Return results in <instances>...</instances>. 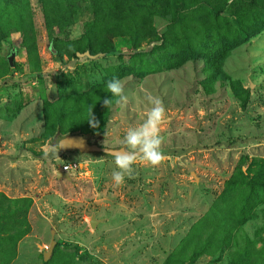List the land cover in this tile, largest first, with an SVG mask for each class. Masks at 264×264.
<instances>
[{
	"label": "rangeland",
	"instance_id": "obj_1",
	"mask_svg": "<svg viewBox=\"0 0 264 264\" xmlns=\"http://www.w3.org/2000/svg\"><path fill=\"white\" fill-rule=\"evenodd\" d=\"M3 1L0 264H264V30L232 48L225 40L224 56L190 53L192 42H202L195 28L204 18H186L178 36V19L191 5L183 0L171 16L152 18L155 41L133 49L121 36L113 54L91 55L80 43L93 20L91 0H57L47 18L41 0H17L9 9ZM242 5L222 16L235 21L243 10L264 11ZM166 34L177 44L159 49ZM113 77L123 80L127 103L108 109ZM148 94L166 108L159 166L141 161L134 178L116 185L113 156L45 157L67 131L123 148L127 129L146 118ZM69 162L79 171L56 178Z\"/></svg>",
	"mask_w": 264,
	"mask_h": 264
},
{
	"label": "trees",
	"instance_id": "obj_2",
	"mask_svg": "<svg viewBox=\"0 0 264 264\" xmlns=\"http://www.w3.org/2000/svg\"><path fill=\"white\" fill-rule=\"evenodd\" d=\"M56 1H40L44 10H46V18L49 10L56 7ZM140 1L143 5H139ZM181 1L183 0H151L150 3H147L146 0H91L93 20L84 29V34L80 41L82 44L81 51H88L91 55L113 54L115 52L114 40L121 36L130 38L133 49H138L140 44L145 41H155L157 32L152 26V18L154 16H171L173 4ZM237 1L231 0L227 4V0H190L191 5L189 3L186 4L185 11L189 12V16L183 15V17L178 19V23L180 22V31L182 32H176L178 36L187 31V28L184 27L186 18L192 19L194 16L200 15V13L204 18L203 21L196 23L195 28V35L202 42L199 43L197 40L192 42L190 44V53L195 52L194 50L199 48L200 50H207L209 55L221 53V56H224L227 54L223 53L224 48L227 46L224 42L225 40H229L228 42L232 48L242 43L243 40L264 30V11L249 13L248 10L246 12L243 10L235 21L222 16L226 7L228 10L232 8L235 10L237 8ZM239 1L243 4L242 8H247L254 4L264 5V0ZM16 2L17 0H5L3 1V8L9 9L15 6ZM233 14L231 15L234 16ZM254 14L258 15L255 16ZM219 21H224L220 24L219 28L212 26V22L219 24ZM176 23L177 19H173L170 30L174 29ZM223 26H227L230 29V36L225 37L221 34L222 29L220 27ZM172 39H174V42L169 41ZM159 40L162 41V44L158 46L159 49L161 47L165 49L167 42H172V45L177 44L176 38H169L167 34L164 39L160 38ZM218 42L222 44L219 45ZM181 43L179 41V44ZM202 43L203 45L199 47ZM72 56L77 57V54L74 53ZM71 133L73 131H67L64 134L68 136Z\"/></svg>",
	"mask_w": 264,
	"mask_h": 264
},
{
	"label": "clouds",
	"instance_id": "obj_3",
	"mask_svg": "<svg viewBox=\"0 0 264 264\" xmlns=\"http://www.w3.org/2000/svg\"><path fill=\"white\" fill-rule=\"evenodd\" d=\"M124 89L125 84L121 78L113 77L108 80L106 90L111 94L112 98H105L103 101L104 106L110 109L114 103L118 106L126 104L127 96ZM146 99L151 107L146 113L145 120L140 125L127 129L123 138V148L117 151L108 149V155L113 156L117 169L112 173V179L116 185L122 184L126 177L129 179L134 178V165L141 161L156 167L166 160V156L162 151L164 137L160 133V129L167 122L166 108L162 100L157 96L148 94ZM88 121L93 128L99 126V122L93 116V112ZM65 139L63 138L56 144L51 145L50 149L45 151V157L59 158L58 154L64 145Z\"/></svg>",
	"mask_w": 264,
	"mask_h": 264
},
{
	"label": "water",
	"instance_id": "obj_4",
	"mask_svg": "<svg viewBox=\"0 0 264 264\" xmlns=\"http://www.w3.org/2000/svg\"><path fill=\"white\" fill-rule=\"evenodd\" d=\"M52 52H54V51L52 50ZM84 55L90 56L88 53H85ZM12 58H13V54H11L8 57V59H7V61H8L10 66L13 65ZM63 138H66L65 141H64L63 147L60 149V152H63V153L69 152V151H77L79 153H103V154L108 155V151H109L108 149H111V148H107V147H101V146H98L96 144H90L86 138H84L83 136L78 135V134L68 135V136L63 137ZM63 138H61L60 140H62ZM120 149L121 148L111 149V150L117 151V150H120ZM110 156H112V155H110ZM56 178H58V179L63 178V179L69 180L70 176L67 173H64V172H61V171H57L56 172ZM90 225L92 227L95 226L94 219L91 220ZM53 235H54V232H52V239H51V242H50L49 252L44 255V260L45 261L48 259L49 254H50V252L52 251V249H53V247L55 245V241L53 239Z\"/></svg>",
	"mask_w": 264,
	"mask_h": 264
},
{
	"label": "built area",
	"instance_id": "obj_5",
	"mask_svg": "<svg viewBox=\"0 0 264 264\" xmlns=\"http://www.w3.org/2000/svg\"><path fill=\"white\" fill-rule=\"evenodd\" d=\"M80 166L77 162H69L66 163L59 171L69 174H73L78 172Z\"/></svg>",
	"mask_w": 264,
	"mask_h": 264
}]
</instances>
